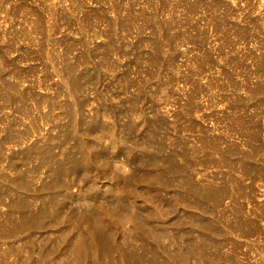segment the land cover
I'll use <instances>...</instances> for the list:
<instances>
[{"label": "rangeland", "instance_id": "obj_1", "mask_svg": "<svg viewBox=\"0 0 264 264\" xmlns=\"http://www.w3.org/2000/svg\"><path fill=\"white\" fill-rule=\"evenodd\" d=\"M187 96L193 98L191 106ZM104 103L109 106L105 115ZM66 107L78 133L87 132L100 114L120 141L113 143L112 127L94 131L100 146L88 142V132H82L86 146L65 141L59 132L67 122ZM188 108L192 116L186 115ZM201 136L212 147L202 149ZM47 145L51 162L43 151ZM123 147L137 154L142 149L145 158L158 153V168L168 162L183 166L171 185L154 183L150 194L159 189L160 199L143 196L140 185L125 186L134 195L126 191L123 196L128 207L154 209V224L165 229L155 239L167 249H160L155 263L130 230L131 214L120 208L115 215L104 211L117 241L127 238L137 247L142 264H264V0H0V264H74L58 244L55 227H11L20 220L15 209L9 218L12 195L23 193L30 200L35 192L46 193L40 187L50 172L43 165L69 154L87 165L111 159L130 174L133 164ZM20 170L25 180L18 184L13 178ZM93 171L90 181L112 189L120 201V185ZM77 181L71 191L80 188L85 203L86 183ZM188 182H196V191L216 187L219 204L210 191H203L204 202L196 204L192 195L191 201L173 200L171 191L183 194ZM198 218L211 225L199 227ZM188 246H195L193 259L177 260ZM112 262L102 257L103 264L121 263Z\"/></svg>", "mask_w": 264, "mask_h": 264}, {"label": "bare ground", "instance_id": "obj_2", "mask_svg": "<svg viewBox=\"0 0 264 264\" xmlns=\"http://www.w3.org/2000/svg\"><path fill=\"white\" fill-rule=\"evenodd\" d=\"M141 15V14H140ZM160 26V25H159ZM143 31V30H142ZM122 32V31H121ZM143 41V40H142ZM109 42H111L109 40ZM108 43V42H107ZM115 44V43H114ZM118 44V43H117ZM109 46H110V43H109ZM108 46V47H109ZM109 51V50H108ZM146 53V52H145ZM106 58V57H105ZM153 60V59H152ZM151 60V61H152ZM71 73V72H70ZM73 77V76H72ZM71 78V77H70ZM18 79V78H17ZM76 81V80H75ZM193 83V82H192ZM75 84V83H74ZM195 84V83H193ZM198 84V83H197ZM14 86V85H12ZM70 86V85H69ZM193 86V85H192ZM67 87V86H66ZM198 87V86H197ZM201 88V87H200ZM68 89H71V86L68 88ZM194 89V87L192 88ZM192 89L190 91H192ZM189 91V92H190ZM194 91V90H193ZM141 92V91H140ZM196 92V91H195ZM16 93V92H14ZM22 92H19L17 94H20L21 95ZM189 94V93H188ZM23 95V93H22ZM141 95V94H140ZM195 95V94H193ZM11 96V95H10ZM14 96V95H13ZM192 96V95H191ZM17 97V96H16ZM22 97V96H20ZM188 97V96H187ZM190 97V95H189ZM188 97V98H189ZM12 97H9V99L12 101L11 99ZM19 98V96H18ZM154 99V98H153ZM190 99H193V98H189L187 99L188 101V104L189 106H191V100ZM16 100V99H14ZM19 100V99H18ZM21 100V99H20ZM69 100V99H68ZM156 100V99H154ZM158 100V99H157ZM41 101V100H40ZM187 101L185 103H187ZM13 102V101H12ZM37 102V101H36ZM194 102V101H193ZM38 103V102H37ZM196 103V102H195ZM195 103L192 104L194 105L195 107ZM41 104V103H40ZM106 103H104L103 108L102 110L104 111V115H105V110H106ZM68 105V104H67ZM71 105V104H69ZM75 105V104H74ZM186 105V104H185ZM54 106H56V103H52L51 104V108H54ZM197 106V105H196ZM21 107V106H20ZM19 107V108H20ZM68 107V106H67ZM66 107V108H67ZM70 107V106H69ZM72 107V106H71ZM109 107V106H108ZM107 107V108H108ZM65 108V109H66ZM78 108V107H77ZM187 107H185L186 109ZM193 108V107H192ZM192 108H188V113L190 116L191 113H192ZM196 108V107H195ZM193 108V109H195ZM234 108V107H233ZM71 109V108H70ZM69 108H67L64 112L65 116H67V122L65 123V125L63 126V128L61 129V133L59 132V134H61L63 137H64V140H68V139H72L73 140V146L75 147H83V146H86V143H87V138H89V141L88 142H92L94 144V146L96 147L97 145H99V143L97 142V140H99L100 142V139L98 138L97 139V135H98V132L97 134L94 133L95 130H101V129H110L111 128V131L109 130V132H111V138H112V141L113 143L116 145L119 141L117 140L116 138V135L113 134V126L110 125L109 127V124H105V122H101L99 120V115H95L96 117L95 118H91L92 120L89 122L88 124V129H87V132L89 133V135L87 134L86 130L84 131H81L80 133H78L79 131H77V126L73 123L74 120L73 118L71 117V111H70ZM74 109V108H73ZM111 109V108H110ZM23 110V109H21ZM101 110V111H102ZM109 110V108H108ZM107 110V111H108ZM20 111V110H19ZM27 110H24L22 111L21 113H24V114H27L26 112ZM49 111V110H48ZM73 111V110H72ZM79 112V111H78ZM99 112V111H98ZM185 112V111H184ZM194 112L196 113V110H194ZM107 113V112H106ZM63 114V113H62ZM102 114V113H101ZM188 115V116H189ZM198 115V114H197ZM46 116V115H45ZM102 116V115H101ZM83 119V118H82ZM102 119V118H101ZM192 119V117H191ZM193 122V120H191ZM144 120V119H143ZM110 121V120H109ZM145 122V121H144ZM149 122V120H148ZM110 123V122H108ZM196 123V122H194ZM194 123H191V126L192 124ZM78 124V123H77ZM148 124H151V123H148ZM79 125V124H78ZM87 125V124H86ZM147 124L145 123V126ZM190 125V124H189ZM196 125V124H195ZM148 126V125H147ZM197 126V125H196ZM131 127H133L132 124H129L128 123V127H127V130L130 129ZM152 127V126H150ZM200 127V126H199ZM155 128V127H154ZM147 129V128H146ZM150 129V128H149ZM102 130V131H103ZM153 129L149 130V131H152ZM106 131V130H105ZM133 131V130H132ZM148 131V129H147ZM82 132H86L85 134H87V138L85 136L84 133ZM96 132V131H95ZM101 133V131H99ZM104 132V131H103ZM108 132V131H107ZM115 132V131H114ZM126 132V131H125ZM84 134V138L82 139L81 135L80 134ZM105 133V132H104ZM129 133V132H128ZM106 134V133H105ZM100 135V134H99ZM99 137V136H98ZM128 137V136H127ZM210 140V139H209ZM209 140L205 137V136H201L200 138V146L201 148L202 147H206L208 145L211 146V144H209ZM64 142V141H63ZM122 142V141H121ZM212 141H210L211 143ZM91 143V145H92ZM213 143V142H212ZM60 144V143H59ZM135 144V143H134ZM114 145V146H115ZM89 146V145H87ZM100 146V145H99ZM215 146V145H213ZM134 147V146H133ZM212 147V146H211ZM216 147H217V144H216ZM84 149V148H83ZM126 154V160H128L130 163H132L133 165V171L129 174H124V169H123V165H116V164H113L112 162H110V160H106V161H102L100 162V165H87L86 164V160L84 158L85 161L83 160H79V159H76L74 158L72 155H66L64 159H54L53 161V165H43V166H47L48 167V171L50 172V176H49V179L47 182H43L42 186L40 187L43 191H47L46 193L42 194L43 192L39 193L38 194H35L34 195H31V199L27 200V197H25V195L23 193H19L17 194L16 196L13 194V199L11 200V209H10V213H9V218L11 215H13L11 212L12 210H16L20 215V220L19 222L16 224H10L11 227L14 229L15 227H17L18 229H20V227L23 229V228H37V227H47L49 228H52V227H55V229H57V231L59 232L58 236H57V239H55V241L57 240L58 244L59 245H62L64 248H66V257L68 255V258L66 259H70V260H73L74 261V264H82V263H87V264H103L102 263V257H105L106 259L108 258V261H111L112 262V259L113 260H118L120 261L121 263L123 264H140L143 259V255L141 256L140 253L138 254L137 251H135V249L137 248L136 245H135V249H134V245L129 243L126 238L125 241L123 242H119L117 241L116 239V233L114 232L115 230H112L111 229V226H110V220H107L108 218L105 217L106 214H104L105 212L104 211H107L109 212L110 214H114L115 215V212L118 211L117 209L120 208L124 211H126V213H130L132 218H133V228L130 229V230H134L133 232V235H135L134 237L135 238H138L139 239V243L140 245L143 247V248H146L148 249L149 251L148 252H151L152 254H150L151 256V260H153V262L155 263L154 260H159L161 257V255L159 254V251H161L160 249H164L163 251H165L167 248H166V243L165 244H161V243H158L155 239L156 236L164 233V230L163 228H158L157 225H158V222L157 224H154L156 222H153V219L152 217L154 216V213H155V210L151 209V208H147L145 207V209H133L135 207H132V208H129L126 203V201L123 199V196L127 193L126 191H129V190H126L125 186L127 185H130L132 186V188L134 187L133 185H140L143 189L142 191V195L143 196H146L147 194H150V192L152 191L151 188L152 186L155 184H157V182H159L162 186L164 187H167L169 185H171V181H175L176 179L174 178V180L172 179L173 177V174H175L174 172L176 171L177 173V170H182L183 169V166H178V165H174V163H170L168 162L169 165H167V167L165 166V168L161 167V168H158L157 165L155 164L156 160H157V157L158 156L156 154H150L147 155V158H145V154H144V151L141 149L140 153L137 154L135 153V151L132 149H130L129 147H123L121 148ZM148 149V148H147ZM203 149V148H202ZM114 150V149H113ZM40 151V150H39ZM43 151L46 152V158L48 160V162H51L52 161V157L54 158V156L52 155L51 153V149H50V146L47 145L45 148H43ZM102 151V150H101ZM215 151V150H214ZM44 152V153H45ZM43 153V152H42ZM147 153V152H145ZM40 154V153H39ZM216 154V153H215ZM43 156V155H42ZM114 156V155H113ZM171 156V155H170ZM159 157V156H158ZM42 158V157H41ZM173 158V156L171 157ZM45 159V158H44ZM170 159V158H169ZM187 159V157L185 158ZM50 160V161H49ZM171 160V159H170ZM43 161V159H42ZM46 161V160H45ZM43 161V162H45ZM173 161V160H172ZM188 161V160H187ZM175 162V160H174ZM51 164V163H50ZM97 164V163H95ZM99 164V163H98ZM170 164H173V165H170ZM13 166H16V165H13ZM39 166V165H38ZM42 166V165H41ZM92 166V167H91ZM186 166V165H185ZM198 166V165H197ZM93 168L94 170H98L99 172H101L104 177L106 178H112L117 184L120 185V188H121V200L120 201H116L115 198L116 197H113L112 196V193H111V190L112 189H107L103 186L102 187H99L98 185L99 184H96L95 180H92L90 181L91 179V176L94 175V171H93ZM175 168H178V169H175ZM16 169V168H15ZM187 169V167L185 168V170ZM184 170V171H185ZM21 171V170H20ZM18 172L15 174L14 176V181L15 183H22L24 180H25V176H24V173L21 171V172ZM35 172L36 171V168L34 169ZM183 171V170H182ZM191 171V170H190ZM180 171H178L179 173ZM188 172V171H187ZM10 173V172H9ZM97 173V172H95ZM12 179V180H13ZM183 179V178H181ZM185 179V177H184ZM187 179V178H186ZM185 179V180H186ZM39 180V179H38ZM84 181L86 184H84V187L85 189H87V192H85V196H87V199L88 201H85V203H81V199L83 201V193L81 194V191H79V186H78V190L77 191H74L72 190L71 191V187L75 184L76 181ZM188 180V179H187ZM77 181V182H78ZM95 181V182H94ZM110 181V180H109ZM182 181V180H181ZM184 181V180H183ZM190 181V180H189ZM26 182V181H25ZM24 182V183H25ZM11 183V182H9ZM14 183V182H13ZM24 183L22 184L23 187H24ZM28 182H26L27 184ZM106 183V182H104ZM108 183V181H107ZM106 183V184H107ZM183 183V182H182ZM185 183V181H184ZM183 183V184H184ZM203 183V182H202ZM12 184V183H11ZM77 184V183H76ZM104 184V185H106ZM112 184V183H111ZM21 185V186H22ZM78 185V184H77ZM80 185V184H79ZM103 185V184H102ZM196 185V182H188V184H186V188L184 189V193L183 194H180V192H177V191H171V197L173 200H176L175 197H179V202L181 201L180 200V197H182L183 199H185L186 201H191L192 199L190 198V195H192L194 198V203L195 202H200V201H203L204 202V195H205V192L207 191H210L212 192L209 193L213 196V203L214 204H217L220 199L218 200L217 197L215 196L216 194L214 193L215 190L214 188L216 187H212L211 185L207 187H203V188H198L199 190H201L204 194H202L200 191H196V189L194 188V186ZM27 186V185H26ZM185 186V184H184ZM193 186V187H192ZM202 186V185H201ZM205 186V185H204ZM16 187V186H15ZM197 187V185H196ZM200 187V186H199ZM18 188V187H17ZM21 188V187H20ZM28 188V186H27ZM119 188V190H120ZM73 189V188H72ZM83 189V191L85 190ZM135 189V188H134ZM164 189V188H163ZM194 189V190H193ZM218 189V188H217ZM12 190V189H11ZM16 190V189H15ZM14 190V191H15ZM19 190V189H17ZM22 190V189H21ZM24 190V189H23ZM81 190V189H80ZM133 190V189H132ZM131 190V191H132ZM157 189L154 190V193L153 194H150V195H153L154 197H156V199H160V194L159 192L160 191H156ZM165 190V189H164ZM167 190V189H166ZM219 190V189H218ZM224 190V189H223ZM27 191V190H25ZM129 191V194L130 192ZM139 190V192H141ZM9 192V191H8ZM13 192V191H12ZM114 192V191H113ZM197 192L199 194H197ZM7 193V192H6ZM16 193V192H15ZM136 193V191H135ZM114 194V193H113ZM118 194V193H117ZM132 196L133 193L131 192ZM138 194V193H137ZM208 195V193H206ZM215 194V195H214ZM140 196V194H138ZM141 195V196H142ZM210 195V196H211ZM15 196V197H14ZM117 196V195H116ZM120 196V194H118V197ZM138 196V197H139ZM191 196V197H192ZM82 197V198H81ZM135 197H137L135 195ZM170 197V198H171ZM216 197V198H215ZM37 198H40L38 199L40 201V203L38 205H35V201H38L36 200ZM86 198V197H85ZM84 198V199H85ZM99 198L101 199L100 201L102 202H99L100 203L99 205L97 204H94L93 202H95L97 199L99 200ZM162 198V197H161ZM169 198V199H170ZM219 198V196H218ZM117 199V198H116ZM135 199V198H134ZM140 199V198H139ZM138 199V200H139ZM154 199V198H153ZM168 199V198H167ZM168 199V200H169ZM191 199V200H189ZM167 200V201H168ZM172 200V201H173ZM157 201V200H156ZM178 201V200H177ZM84 202V201H83ZM97 202V201H96ZM155 202V201H154ZM171 202V200H169V203ZM175 202V201H173ZM202 202V204H203ZM72 203V204H71ZM93 203V204H92ZM168 203V202H167ZM176 203V202H175ZM181 203V202H180ZM178 203V204H180ZM190 203V202H189ZM74 204V205H73ZM136 204V203H135ZM196 204V203H195ZM219 204V203H218ZM95 205V206H93ZM166 205V204H165ZM168 205V204H167ZM171 205H174L173 203ZM92 206V207H91ZM132 206V205H131ZM170 206V205H169ZM168 206V207H169ZM175 206H177L176 204L174 205L173 208H175ZM179 206V205H178ZM212 206V209H213V205ZM215 206V205H214ZM95 207V209L93 208ZM172 207V206H171ZM208 207V206H207ZM210 207V206H209ZM93 208V209H92ZM167 208V207H166ZM133 209V210H132ZM171 209V208H170ZM210 209V208H208ZM207 209V210H208ZM211 209V210H212ZM165 210V209H164ZM163 210V211H164ZM169 210V209H168ZM122 212V211H121ZM117 213V212H116ZM125 213V212H123ZM122 213V214H123ZM185 215H186V212H184ZM11 214V215H10ZM121 214V213H120ZM121 214V215H122ZM159 214V213H158ZM126 215V214H125ZM129 216V214H128ZM9 218H8V221H9ZM107 218V219H106ZM129 218V217H128ZM156 218V217H155ZM121 219V218H120ZM199 219V218H198ZM12 220V219H11ZM128 220V219H127ZM209 220V219H208ZM15 221V220H13ZM17 221V220H16ZM110 221V222H109ZM131 221V220H129ZM144 221V223H143ZM12 222V221H11ZM81 222H86L84 228H81L82 225L80 226ZM169 222V221H167ZM198 226L203 228L205 227L206 225L210 226L209 223L210 221H207L206 219L204 220V218H200L198 220ZM5 223V222H4ZM8 223V222H6ZM10 223V222H9ZM8 223V224H9ZM112 223V222H111ZM143 223L145 226H146V229L147 230H144V226H142ZM160 223V222H159ZM163 223V222H162ZM162 223L160 225H162ZM166 221H164L163 224H165ZM170 223V222H169ZM186 223V222H185ZM184 223V224H185ZM1 225H3L2 223H0ZM83 224V223H82ZM190 225V223H188ZM122 225V224H121ZM156 225V226H155ZM167 225V224H166ZM126 226V225H125ZM197 226V228H198ZM207 226V227H208ZM7 227V226H6ZM119 227V226H118ZM163 227V226H162ZM185 227H187L185 225ZM191 227V225H190ZM216 226H214L215 228ZM9 227H7L8 229ZM113 228V227H112ZM144 228V229H143ZM33 229V230H34ZM54 229V230H55ZM200 229V228H199ZM204 229V228H203ZM202 229V231H203ZM216 229V228H215ZM10 230V229H9ZM12 230V229H11ZM16 230V228H15ZM32 230V229H31ZM33 232V231H32ZM131 232V231H130ZM132 232L130 234H132ZM128 233V232H127ZM133 235H131V237H133ZM163 236V234H162ZM31 237V236H30ZM133 237V238H134ZM33 238V237H32ZM125 238V237H124ZM4 239V238H3ZM29 239V237H28ZM129 239V238H128ZM30 240V239H29ZM134 240V239H133ZM51 241V240H50ZM132 241V240H131ZM130 241V242H131ZM32 242V240L30 241ZM133 242V241H132ZM165 242V241H164ZM135 243V242H134ZM188 245V244H187ZM192 245V244H190ZM203 246V243L201 244ZM129 247V249H127ZM189 247V246H188ZM193 247V246H192ZM192 247L186 249L185 251L183 250H179V252L176 254L178 258L177 260H179V258L181 259H185V261H187L188 259H193V255H192ZM195 247V246H194ZM193 247V248H194ZM201 247V246H200ZM63 248V249H64ZM140 250H141V247H139ZM185 248V247H184ZM197 248V247H196ZM202 248V247H201ZM198 250V248H197ZM201 250V249H200ZM144 251V249H143ZM146 251V250H145ZM144 251V252H145ZM144 252H142L144 254ZM147 252V253H148ZM202 252V251H201ZM200 252V253H201ZM113 253H116V256L115 257L113 255ZM146 253V252H145ZM195 253V251H194ZM193 253V254H194ZM198 253V252H196ZM198 253V254H200ZM60 254V252H59ZM205 254V253H204ZM201 255V254H200ZM61 256L58 255V257ZM149 256V257H150ZM163 256V254H162ZM198 255H196V258L194 256L195 259H198L197 257ZM204 256V255H203ZM201 256V257H203ZM146 257V255H145ZM168 257V256H167ZM172 257V256H171ZM200 257V259H201ZM61 260L63 258L59 257ZM206 258V257H205ZM58 259V258H56ZM171 258H163V260H167L169 261ZM144 260V259H143ZM147 260V259H146ZM206 260V259H205ZM20 261V260H19ZM149 261V260H148ZM171 261V260H170ZM169 261V262H170ZM69 262V260H68ZM145 262V261H143ZM142 262V263H143ZM152 262V261H150ZM166 262V261H165ZM168 262V263H169ZM173 262V260L171 261ZM71 263V262H70ZM113 263V262H112ZM120 263V264H121ZM141 263V264H142ZM168 263H165V264H168ZM151 264V263H150ZM164 264V263H163Z\"/></svg>", "mask_w": 264, "mask_h": 264}]
</instances>
